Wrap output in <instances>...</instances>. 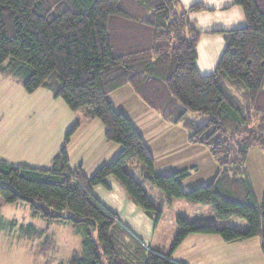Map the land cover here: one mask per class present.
<instances>
[{"label":"trees","instance_id":"obj_1","mask_svg":"<svg viewBox=\"0 0 264 264\" xmlns=\"http://www.w3.org/2000/svg\"><path fill=\"white\" fill-rule=\"evenodd\" d=\"M235 4L243 7L246 23L221 30L226 47L214 71L202 74V32L189 17L207 9L201 2L185 9L180 0H0V73L28 93L45 88L72 110L85 108L103 123L106 139L121 146L92 175L72 169L67 148L77 121L46 168L0 158L5 203L25 201L33 216L48 224L67 221L82 234L83 254L72 255L68 264H188L172 254L194 233L217 234L226 242L260 237L264 252V197L257 203L243 176L250 149L264 152V0ZM128 85L165 120L182 123L189 143L209 148L219 166L214 178L185 189L190 167L156 172L144 136L111 99ZM193 113L204 116L196 120L189 117ZM133 159L140 178L169 203L184 198L210 205L216 218L178 216L168 251L144 245L93 193L112 176L158 224L163 209L127 169ZM232 217L247 227L217 223Z\"/></svg>","mask_w":264,"mask_h":264},{"label":"crops","instance_id":"obj_2","mask_svg":"<svg viewBox=\"0 0 264 264\" xmlns=\"http://www.w3.org/2000/svg\"><path fill=\"white\" fill-rule=\"evenodd\" d=\"M180 1L185 9L199 2L207 8L192 12L189 17L202 32L197 46V66L202 74H210L226 47L225 36L221 30L243 27L246 23L244 9L235 4V0ZM124 89L127 88L124 86L117 91H126ZM114 93L111 99L115 107ZM116 95L120 100L121 94ZM139 101V106H127L125 110L115 108L124 112L144 136L154 154L156 172L158 174L173 172L181 169L174 168L187 163L184 167H190L192 173L198 168V161L195 160L199 149L197 147L204 146L189 143L187 133L186 135L183 133L182 123L165 120ZM77 121H80L81 125L67 148L70 167L81 169L86 175H92L100 166L111 161L121 149L119 144L106 139L103 123L97 118L90 117L85 108L72 110L63 99L55 97L48 89L39 88L33 93H28L20 82L0 73L1 159L12 164L46 168L63 147L67 132ZM178 131L180 138L177 136ZM260 157L262 159L258 161ZM258 162L264 163V152L253 147L249 151L243 176L251 184L255 201L260 203L264 197V185L257 193L255 181L264 178V166L261 167L262 173L258 172L255 165ZM133 166V172L130 171L140 177L141 166L136 163ZM93 193L107 208L118 215L144 245L165 251L170 249L178 231L175 226V219L178 216L173 220L172 230L160 231L159 223L156 224L153 217L131 200L124 187L112 176L107 177L104 184L95 186ZM155 203L157 204V201ZM158 206L167 209V201L164 205L162 203ZM225 225L233 224L224 223L220 226ZM233 226L245 229L247 224L241 222V225ZM172 256L175 260L188 264H264L260 237L226 242L217 234L194 233L181 242Z\"/></svg>","mask_w":264,"mask_h":264},{"label":"rangeland","instance_id":"obj_3","mask_svg":"<svg viewBox=\"0 0 264 264\" xmlns=\"http://www.w3.org/2000/svg\"><path fill=\"white\" fill-rule=\"evenodd\" d=\"M125 87L127 88L124 89L126 91L114 93L115 107L125 110L127 106H139L138 102L141 100L139 96L129 85ZM118 93L121 94L120 100L117 99L116 94ZM200 116L204 115L189 114L190 118L196 120H201ZM207 120L208 117H205V120L200 122L203 123ZM185 131L184 128V135L187 133ZM177 136L180 138L179 131ZM197 148L199 149L195 160L198 161V168L193 170L190 177L184 182L185 189L205 183L210 177H214L219 170L218 162L210 153L209 148L206 146ZM261 159L262 157L258 161ZM135 163L140 165L136 159H133L127 164V169L132 171ZM182 165L174 168V170L184 167L187 163ZM255 165L258 167L257 171L261 172L264 163L259 164L258 162ZM136 176L144 184L150 198L157 201L158 205L162 203L164 205L167 201L168 207L167 209L166 207L163 208L164 212L159 222L160 231L172 230L173 220L177 216H185L189 220L196 217L216 218L215 211L210 205L189 202L184 198H173L169 203L166 200V195L160 189L151 183L144 182L139 175L136 174ZM263 179L262 177L255 181L257 193L264 185ZM162 198L165 202H161ZM0 209V264H68L72 255L83 254L82 234L75 230L69 222L56 221L48 224L42 217L33 216L28 203L25 201L5 203L1 195ZM68 213V211L65 212V214ZM241 222L246 223L244 219L237 217H232L229 221L217 220L219 225L227 223L238 226L241 225ZM175 226L178 229L176 219Z\"/></svg>","mask_w":264,"mask_h":264}]
</instances>
